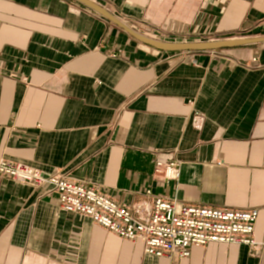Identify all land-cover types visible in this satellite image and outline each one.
I'll return each mask as SVG.
<instances>
[{"label":"crops","instance_id":"obj_1","mask_svg":"<svg viewBox=\"0 0 264 264\" xmlns=\"http://www.w3.org/2000/svg\"><path fill=\"white\" fill-rule=\"evenodd\" d=\"M97 2L148 37H264V0ZM0 158L129 206L258 209L263 239L264 43L163 52L74 0H0ZM172 159L181 174L166 183L155 161ZM47 191L0 176V264H264V249L220 243L182 261L146 255Z\"/></svg>","mask_w":264,"mask_h":264},{"label":"built area","instance_id":"obj_2","mask_svg":"<svg viewBox=\"0 0 264 264\" xmlns=\"http://www.w3.org/2000/svg\"><path fill=\"white\" fill-rule=\"evenodd\" d=\"M149 35L160 41L203 42L160 31H150ZM204 121L205 117L200 113L192 119L195 128L199 129ZM181 166V161L176 159L156 160L154 174L166 183L177 182ZM0 176L34 189L48 187V193L56 194L61 210L89 218L121 240L139 242L149 256L182 261L191 256L192 248L211 243L247 246L253 252L264 249V238L255 236L258 209L179 205L175 200L161 197L129 206L103 193L97 186L74 180L69 174L48 175L4 158H0ZM146 193L151 195V190Z\"/></svg>","mask_w":264,"mask_h":264},{"label":"water","instance_id":"obj_3","mask_svg":"<svg viewBox=\"0 0 264 264\" xmlns=\"http://www.w3.org/2000/svg\"><path fill=\"white\" fill-rule=\"evenodd\" d=\"M74 1L89 8L90 10L96 12L97 14L107 18L109 21L118 25L120 28L128 32L131 36H133L140 42L163 52H177V53L178 52L179 53L208 52V51H217V50L249 46L258 43H264V37L238 38V39H228V40H219V41H203V42H188V43L165 42V41L155 40L129 28L118 18L110 14L105 8H103L102 6L91 0H74Z\"/></svg>","mask_w":264,"mask_h":264}]
</instances>
